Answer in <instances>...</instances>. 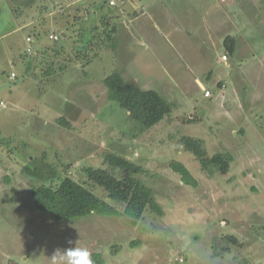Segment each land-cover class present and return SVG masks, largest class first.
Wrapping results in <instances>:
<instances>
[{
  "label": "rangeland",
  "instance_id": "374dc122",
  "mask_svg": "<svg viewBox=\"0 0 264 264\" xmlns=\"http://www.w3.org/2000/svg\"><path fill=\"white\" fill-rule=\"evenodd\" d=\"M101 1L0 0V264H53L57 248L72 246L87 248L91 259L101 255L104 264H264V0H229L226 10L224 2L209 12L204 3L211 0H144L156 6L130 25V15L117 16L115 49L103 46L90 65L83 68L68 49L43 52L64 44L47 37L57 9L72 22L79 7ZM83 14L94 28L95 11ZM179 28L183 55L169 39ZM29 35L38 42L33 55L24 51ZM227 37L236 41L234 55L225 50ZM113 72L158 91L172 112L142 127L107 99L103 80ZM184 137L201 140L209 158L231 154L229 172L210 175L182 146ZM106 154L142 171H126ZM174 160L197 187L182 183ZM66 178L120 215L56 223L39 212L32 191ZM138 180L152 189L161 213L148 209L134 222L123 212Z\"/></svg>",
  "mask_w": 264,
  "mask_h": 264
},
{
  "label": "trees",
  "instance_id": "16d2710c",
  "mask_svg": "<svg viewBox=\"0 0 264 264\" xmlns=\"http://www.w3.org/2000/svg\"><path fill=\"white\" fill-rule=\"evenodd\" d=\"M93 11L96 13L95 26L94 28H90L92 23L88 22V24L87 20H84L83 13L92 15ZM112 11H115V8L109 4V0L101 1L95 8L79 7L77 10L78 13L72 16L73 21L67 20L68 27L64 25L62 28L57 25L56 29L53 30L55 32L50 33L51 30L47 31V37L49 39H51L50 37L52 35H56L59 38L57 41H62L64 44L62 46L54 45L47 47L43 49V52L49 53V56H59L60 53H65L68 49L74 51L73 53L79 58L78 63L83 68L90 65L93 58L98 55L99 50L103 46L109 49H115L114 35L118 30V26L115 22L117 15ZM29 37L27 36V38ZM30 38L31 42H27L28 44L33 43L32 37ZM76 45L82 46L81 50L78 51ZM224 46L229 55H234L236 52L235 39L227 37L224 40ZM91 51L94 53L92 54ZM25 53L28 54L27 50ZM24 62L26 63V60ZM30 64L27 63V73L28 71L30 72ZM48 74H50V71ZM103 84L107 88V99L111 102L118 103L121 108L128 112L133 120L141 124L145 129L154 127L172 112L171 103L158 91L145 90L134 84L127 83L118 72H113L107 76L103 80ZM58 123H65L63 125L70 126L68 120L65 118H60ZM181 144L186 151L194 154L198 158L203 169L210 175L214 172H219L222 175L229 172L231 162L233 161L231 154H216L209 158L202 141L192 137H184L181 140ZM105 159L126 171L135 173L142 171L141 166L133 164L125 157L116 154H106ZM170 167L180 176L183 184L193 187L198 186L197 180L184 164L174 160L171 162ZM32 197L36 209L50 216L56 223L78 220L93 214L99 216L120 215V212L114 206L109 205L91 190L70 178L64 179L57 187L41 185L32 191ZM148 209H153L158 214L161 213V209L153 196L152 189L139 180L135 181L126 199L123 214L134 222H137L142 219ZM231 241L235 243L236 239L233 238ZM92 261L93 264H104L103 258L99 254H94Z\"/></svg>",
  "mask_w": 264,
  "mask_h": 264
},
{
  "label": "crops",
  "instance_id": "0c3cea01",
  "mask_svg": "<svg viewBox=\"0 0 264 264\" xmlns=\"http://www.w3.org/2000/svg\"><path fill=\"white\" fill-rule=\"evenodd\" d=\"M144 0H123L121 3L118 4V7L117 6H113L114 8L117 7V16L120 18H122V16L125 18V13L126 15H130L131 18L128 20V24L130 25L132 22H140V19L144 16H146L148 14V11L151 10L155 5V3H151V2H143ZM137 2V4H136ZM206 2L208 1H205L204 3V12H209L210 10H212V8H215L216 6H221V4H224V2L227 4L226 5V8H224L225 6H221L220 9H222V11L226 10L227 7L230 6V3H229V0H217L216 2H213L211 0V4H207ZM72 5V4H71ZM135 5V7H133ZM167 7H164V10H162V12H167ZM229 11V10H227ZM226 11V12H227ZM61 11L59 9H57L54 13H56L55 17H56V21L55 23L58 24H61L62 22H64V20H67L66 17L62 16V15H59ZM230 12H233V11H230ZM228 15V14H226ZM150 16V15H149ZM150 18V17H149ZM161 19L164 20L165 19V15L162 14L161 15ZM178 19V18H177ZM226 21L228 22L227 18H226ZM28 24H26L25 26H27ZM59 26V25H58ZM67 27H68V24H67ZM165 28H168L169 25H164ZM141 28V27H140ZM149 25L147 26V29H149ZM177 32L175 33V29L172 30L170 33L171 36H169V39H171L172 37L174 38V41H175V44H173V46H175L177 49H178V53H180L181 55H183V52H184V46H183V40H180L182 39V36L184 35V31L182 30V28H179L178 30H176ZM15 32V30H14ZM175 34H179L180 36H176ZM30 36V35H29ZM137 36L138 37H142L143 36V33L142 31L138 32L137 31ZM31 37V36H30ZM33 39V43L32 44H28L27 41L25 43H27L29 46H31L33 49H34V54L36 53V47L38 46V42H36V40L34 38ZM26 40H27V36H26ZM41 45V44H40ZM39 45V48H43L42 45L40 46ZM28 46V47H29ZM27 47V48H28ZM27 48L24 50L26 52ZM184 48V49H183ZM190 48V47H189ZM159 50V49H158ZM162 50H163V47H162ZM158 52V51H157ZM149 54L152 55V57L154 59H156V57L154 56L155 55V52H150ZM22 65L24 66V70L26 71V68L27 66H25V62L22 60ZM164 77L166 78V75L164 74ZM165 98V97H164ZM166 99V98H165ZM167 100V99H166ZM249 124H250V127H253L254 126V121L251 122V120H249Z\"/></svg>",
  "mask_w": 264,
  "mask_h": 264
},
{
  "label": "clouds",
  "instance_id": "9594fccd",
  "mask_svg": "<svg viewBox=\"0 0 264 264\" xmlns=\"http://www.w3.org/2000/svg\"><path fill=\"white\" fill-rule=\"evenodd\" d=\"M68 243L71 245L73 242ZM50 258L53 264H93L89 250L81 247L57 248Z\"/></svg>",
  "mask_w": 264,
  "mask_h": 264
},
{
  "label": "built area",
  "instance_id": "2783aa9c",
  "mask_svg": "<svg viewBox=\"0 0 264 264\" xmlns=\"http://www.w3.org/2000/svg\"><path fill=\"white\" fill-rule=\"evenodd\" d=\"M123 0H109V4L113 7V6H117L119 3H121ZM51 39H53V40H58L59 38H58V36H56V35H52L51 37H50ZM28 43H30L31 42V38L29 37V38H27V40H26ZM27 53L28 54H30V55H33L34 54V50H33V48L32 47H29V48H27ZM227 57L226 56H224V59H226ZM12 76L14 77L15 76V74H12ZM2 105H4L3 104V102L1 103Z\"/></svg>",
  "mask_w": 264,
  "mask_h": 264
}]
</instances>
